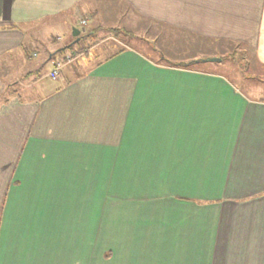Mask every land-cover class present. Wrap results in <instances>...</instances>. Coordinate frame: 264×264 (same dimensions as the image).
Returning <instances> with one entry per match:
<instances>
[{
	"label": "crops",
	"instance_id": "crops-1",
	"mask_svg": "<svg viewBox=\"0 0 264 264\" xmlns=\"http://www.w3.org/2000/svg\"><path fill=\"white\" fill-rule=\"evenodd\" d=\"M243 53L264 0H0V264H264V97L198 67Z\"/></svg>",
	"mask_w": 264,
	"mask_h": 264
},
{
	"label": "rangeland",
	"instance_id": "rangeland-1",
	"mask_svg": "<svg viewBox=\"0 0 264 264\" xmlns=\"http://www.w3.org/2000/svg\"><path fill=\"white\" fill-rule=\"evenodd\" d=\"M125 18V17H124ZM73 23H77V20L74 18ZM119 23V24H118ZM126 22L124 21V23L122 21H117V28L119 27H123L125 28ZM77 25V24H75ZM77 26H73L74 29L77 30ZM82 30V29H81ZM122 30V29H121ZM83 31H80V33H82ZM71 35L73 33L70 31L69 32ZM116 33H118V35L115 34H111L108 38H103L104 35H106V32H103L100 34V36H96V40H93L94 45L96 47H99V49H101L96 61H103L104 59H108L109 57H111V53H114L122 48H124V46H130L134 49H138V46L141 43V41L136 40V39H126L125 37L121 36L120 34H123V32H120L119 29H116ZM103 36V37H102ZM107 39V40H106ZM76 40V38H75ZM92 42V43H93ZM115 45V46H109L107 48L108 45ZM81 46V45H80ZM37 50V49H35ZM41 50V49H39ZM27 51H29V49L27 48ZM37 52V57L35 59L31 60V64L33 66H35V68H37L38 70H40L39 74L40 76L43 78L45 76V74L49 71L50 69V64L47 65V62H45L46 60V56L43 54V52L41 51H36ZM98 52V51H96ZM244 56L240 55V56H235L233 59L231 57L230 60L229 57L225 59L224 57V63L226 67H222L219 66L217 64H212L209 67H203L202 65H199V69H201L202 71L205 72H209V73H216L220 76L226 77L228 78V80L234 84V86L238 87L241 89L242 92L246 93L248 96L251 97H264V81L260 78L261 76V69L256 65H254L253 63V58L252 55L250 53H243ZM152 55H154V52L152 51ZM156 57L157 54H155ZM92 58H90L89 60H91ZM66 61L67 62H72L73 61V57L72 56H68L66 57ZM95 61V62H96ZM87 62V60L85 61ZM84 62V64H85ZM79 63V62H78ZM91 63H93V61H91ZM80 64V63H79ZM47 65V66H46ZM11 74V71H8ZM32 80L29 81V83ZM28 82V81H27ZM44 82H46L47 84H54V81H51L50 78H47V80H44ZM249 89H255L254 91H251ZM18 95L23 96V92L21 93V91L17 92ZM98 176H95L94 178V183H96ZM92 192H90L91 194ZM103 198H105L108 201H111L112 199V195L104 192Z\"/></svg>",
	"mask_w": 264,
	"mask_h": 264
},
{
	"label": "built area",
	"instance_id": "built-area-1",
	"mask_svg": "<svg viewBox=\"0 0 264 264\" xmlns=\"http://www.w3.org/2000/svg\"><path fill=\"white\" fill-rule=\"evenodd\" d=\"M81 23H82V25H85V24H86L85 21H82ZM57 76H58V66H56V67L51 71V73L49 74V78H50L51 80H56Z\"/></svg>",
	"mask_w": 264,
	"mask_h": 264
},
{
	"label": "trees",
	"instance_id": "trees-1",
	"mask_svg": "<svg viewBox=\"0 0 264 264\" xmlns=\"http://www.w3.org/2000/svg\"><path fill=\"white\" fill-rule=\"evenodd\" d=\"M119 31H120V30H119ZM115 32H116V30H115ZM73 47H74V44H72V45H70L69 47L64 48V49H62V50H59V51L64 52V51H66V50H71Z\"/></svg>",
	"mask_w": 264,
	"mask_h": 264
},
{
	"label": "water",
	"instance_id": "water-1",
	"mask_svg": "<svg viewBox=\"0 0 264 264\" xmlns=\"http://www.w3.org/2000/svg\"><path fill=\"white\" fill-rule=\"evenodd\" d=\"M78 35H79V31L74 30L73 31V36L77 37ZM76 41H77V39H76Z\"/></svg>",
	"mask_w": 264,
	"mask_h": 264
}]
</instances>
